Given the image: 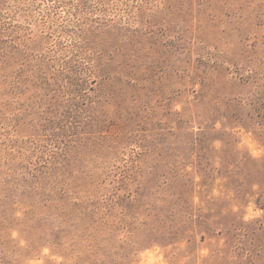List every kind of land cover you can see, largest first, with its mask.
<instances>
[{
  "label": "rangeland",
  "instance_id": "rangeland-1",
  "mask_svg": "<svg viewBox=\"0 0 264 264\" xmlns=\"http://www.w3.org/2000/svg\"><path fill=\"white\" fill-rule=\"evenodd\" d=\"M0 264H264V0H0Z\"/></svg>",
  "mask_w": 264,
  "mask_h": 264
}]
</instances>
